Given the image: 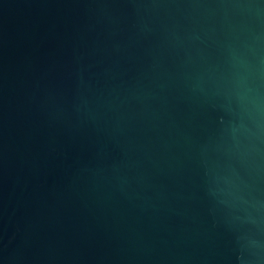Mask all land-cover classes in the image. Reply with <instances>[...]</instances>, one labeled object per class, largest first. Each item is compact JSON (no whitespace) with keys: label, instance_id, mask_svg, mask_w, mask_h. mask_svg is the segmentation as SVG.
<instances>
[{"label":"water","instance_id":"water-1","mask_svg":"<svg viewBox=\"0 0 264 264\" xmlns=\"http://www.w3.org/2000/svg\"><path fill=\"white\" fill-rule=\"evenodd\" d=\"M0 264H264V0H0Z\"/></svg>","mask_w":264,"mask_h":264}]
</instances>
